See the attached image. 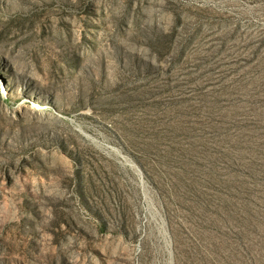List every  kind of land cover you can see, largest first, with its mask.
Returning a JSON list of instances; mask_svg holds the SVG:
<instances>
[{"label": "rangeland", "instance_id": "374dc122", "mask_svg": "<svg viewBox=\"0 0 264 264\" xmlns=\"http://www.w3.org/2000/svg\"><path fill=\"white\" fill-rule=\"evenodd\" d=\"M0 264H264V0H0Z\"/></svg>", "mask_w": 264, "mask_h": 264}]
</instances>
